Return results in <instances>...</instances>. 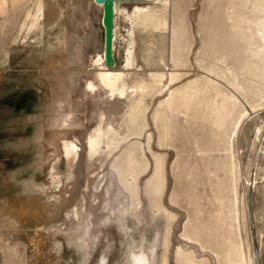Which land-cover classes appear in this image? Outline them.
Listing matches in <instances>:
<instances>
[{
  "label": "rangeland",
  "instance_id": "1",
  "mask_svg": "<svg viewBox=\"0 0 264 264\" xmlns=\"http://www.w3.org/2000/svg\"><path fill=\"white\" fill-rule=\"evenodd\" d=\"M0 0V264H264V0Z\"/></svg>",
  "mask_w": 264,
  "mask_h": 264
},
{
  "label": "water",
  "instance_id": "2",
  "mask_svg": "<svg viewBox=\"0 0 264 264\" xmlns=\"http://www.w3.org/2000/svg\"><path fill=\"white\" fill-rule=\"evenodd\" d=\"M96 5L102 6V26L104 29V64L107 68L115 66V12L116 5L121 2H151L155 0H93Z\"/></svg>",
  "mask_w": 264,
  "mask_h": 264
},
{
  "label": "bare ground",
  "instance_id": "3",
  "mask_svg": "<svg viewBox=\"0 0 264 264\" xmlns=\"http://www.w3.org/2000/svg\"><path fill=\"white\" fill-rule=\"evenodd\" d=\"M100 6V5H99ZM102 7V6H101ZM103 61H104V58H103Z\"/></svg>",
  "mask_w": 264,
  "mask_h": 264
}]
</instances>
